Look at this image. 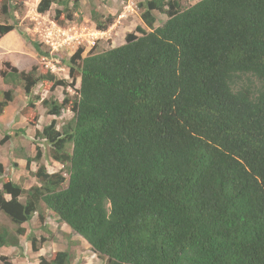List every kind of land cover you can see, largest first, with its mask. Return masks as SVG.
I'll return each mask as SVG.
<instances>
[{
	"label": "trees",
	"instance_id": "trees-1",
	"mask_svg": "<svg viewBox=\"0 0 264 264\" xmlns=\"http://www.w3.org/2000/svg\"><path fill=\"white\" fill-rule=\"evenodd\" d=\"M183 1L146 0L140 17L149 30L137 26L120 45L68 59L76 95L41 102L50 115L73 114L32 138L68 177L46 171L38 146L26 165L38 163L40 185L22 188L0 162V212L15 225L0 226V248L18 247L36 212L44 222L43 203L102 264H264V0ZM52 4L61 7L54 20L71 18L68 0H39L36 11ZM18 7L0 0V37L17 30L48 57L3 20ZM154 11L167 17L158 26ZM91 19L98 30L112 21L95 9ZM6 66L3 81L28 98L26 119L38 83L67 85L35 65ZM12 100V90L2 91L0 118ZM71 258L60 250L39 264Z\"/></svg>",
	"mask_w": 264,
	"mask_h": 264
},
{
	"label": "rangeland",
	"instance_id": "rangeland-1",
	"mask_svg": "<svg viewBox=\"0 0 264 264\" xmlns=\"http://www.w3.org/2000/svg\"><path fill=\"white\" fill-rule=\"evenodd\" d=\"M13 1L14 4L15 1L18 3V9L14 10L11 17L3 16V20L15 24L24 35L39 41L41 48L48 51L49 55L48 57L38 56L33 46L17 30H11L14 31L13 35L18 40L13 39L11 35H6L7 33L0 37V71L10 69L6 63L22 71H29L35 65L38 73L50 71L57 79H64L67 83L65 86L58 85L53 89H49V83H38L30 98L38 96L40 99L35 102L32 115L27 116L26 119L21 113L28 101L23 94V88L5 83L0 75V99L2 91L10 89L13 94V100L3 110L5 114V110L8 109L10 117L6 118L5 115L0 124V151L5 160H8L5 161L7 170L5 169L4 174L9 175L22 188L28 189L32 185L41 183L34 176L38 163L32 161L27 167L24 161L29 153V140L35 142L32 138L35 137L36 131L41 130L52 119H55L56 127H60L73 114L70 110L63 109L59 116L50 115L41 102V99H62L65 95L74 98L76 95L79 78L75 82L71 81L68 75V59L78 50H81V56H85L90 52L103 51L120 45L124 42L126 34L134 32L137 26L145 30L149 28L145 26L140 17L146 0H78L76 9H74L73 0H68L71 18L64 17L59 21L54 20L55 9L61 8L57 4H52L50 9L44 13H38L36 6L39 0ZM195 1L197 0H184L183 4L189 5ZM94 9L101 20L106 19L107 16L112 17L111 23L105 30H98L91 19V11ZM154 13L156 15L155 26L167 18L165 14L157 11ZM135 33L139 35V32ZM12 114L13 117H11ZM33 120L37 121L35 123L38 128L34 126ZM19 129H23L24 133L26 129L28 136L31 137H25L29 140L21 137L22 133ZM8 133H10L9 138L11 137L9 142H1L3 136ZM36 146L42 150L39 163L45 166L46 171H61L64 177H68L66 167L50 157L49 148L45 143L37 142ZM35 153L36 149L30 157H33ZM24 196L22 195L21 199ZM40 212L45 217L44 222L39 220L36 212L30 221L22 224L26 233L19 236L20 245L0 248V257H6L13 264H39L40 257L50 260L56 251L68 250L72 255L71 264H102L101 259L92 251L89 244L79 235L71 234L69 227L59 221L57 216L43 203H41ZM0 226H6L10 230L15 227L1 212ZM31 236L36 239L37 250L31 249L29 240ZM0 264H3L1 258Z\"/></svg>",
	"mask_w": 264,
	"mask_h": 264
},
{
	"label": "crops",
	"instance_id": "crops-1",
	"mask_svg": "<svg viewBox=\"0 0 264 264\" xmlns=\"http://www.w3.org/2000/svg\"><path fill=\"white\" fill-rule=\"evenodd\" d=\"M14 31H10V32H8L6 35H11V37L13 38V39H15V40H18L17 38H15L14 37ZM6 115V118H8V116L10 117V111H8V109L7 110H5V114L3 113V116H1V118H0V124H1V122H2V120H3V118H4V116ZM11 117H13V114L11 115ZM26 120V119H25ZM37 128H38V125H37ZM8 134H10V133H8ZM25 136H28V133H27V131H26V129H25V134H22L21 135V137L22 138H24ZM28 137H31V136H28ZM13 139H15L14 137H12ZM26 138V137H25ZM11 139V137L10 138H8L7 140H5V141H8L9 142V140ZM26 139H28V138H26ZM29 140V139H28ZM29 142H30V145H29V147H28V151H29V153L26 155V156H28V157H30V156H32V152H33V150L35 149V147H36V144L37 143H34L33 141H30L29 140ZM5 143V142H4ZM19 145H21V144H19ZM1 146V145H0ZM1 149V148H0ZM24 160V159H23ZM5 161H8V160H5V158L3 157V155H1V151H0V162L3 164V167H4V171H5V169L7 170V167L5 166ZM25 162H26V160H24ZM32 162V161H31ZM30 162V163H31ZM16 163V162H15ZM17 164V163H16ZM14 169V168H13ZM36 170V169H35ZM34 170V171H35ZM13 180V179H12ZM19 264H24V263H19Z\"/></svg>",
	"mask_w": 264,
	"mask_h": 264
},
{
	"label": "clouds",
	"instance_id": "clouds-1",
	"mask_svg": "<svg viewBox=\"0 0 264 264\" xmlns=\"http://www.w3.org/2000/svg\"><path fill=\"white\" fill-rule=\"evenodd\" d=\"M3 247H5V246H3Z\"/></svg>",
	"mask_w": 264,
	"mask_h": 264
}]
</instances>
